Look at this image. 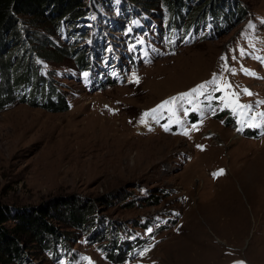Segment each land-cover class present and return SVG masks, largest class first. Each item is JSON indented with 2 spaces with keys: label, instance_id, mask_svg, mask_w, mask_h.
Here are the masks:
<instances>
[{
  "label": "rangeland",
  "instance_id": "rangeland-1",
  "mask_svg": "<svg viewBox=\"0 0 264 264\" xmlns=\"http://www.w3.org/2000/svg\"><path fill=\"white\" fill-rule=\"evenodd\" d=\"M150 1L155 7L146 15L130 0H85L83 15L102 18L96 26L89 19L82 25L80 18L75 29L65 28L75 36L89 26L83 39L16 18L24 34L31 32L27 46L31 37L40 40L29 45L33 61L68 105L67 111H53L16 99L0 112V210L12 219L1 226L9 231L22 214L47 212L48 224L69 235L65 244L74 254L54 258L25 240L22 251L32 264H117L110 249L128 242L135 248L124 264H264V0H230L228 11L244 8L242 18L228 29L195 31L185 27L207 1L196 0L171 35L168 8L163 0ZM121 13L120 39L101 35ZM103 38L113 42L121 67L106 65L108 55L93 59ZM50 43L67 56L57 62L41 56L40 48L51 49ZM84 53L93 63L81 68L85 58H77ZM107 75L114 82L99 87L97 80ZM201 84L203 94L144 116ZM225 84L232 87L220 90ZM230 100L250 108L226 106ZM67 202H74L71 209ZM81 207L89 216L76 226L67 213L77 215ZM50 212L57 217L49 218ZM100 217L107 222L92 230ZM85 228L97 235L83 234Z\"/></svg>",
  "mask_w": 264,
  "mask_h": 264
},
{
  "label": "trees",
  "instance_id": "trees-1",
  "mask_svg": "<svg viewBox=\"0 0 264 264\" xmlns=\"http://www.w3.org/2000/svg\"><path fill=\"white\" fill-rule=\"evenodd\" d=\"M96 1L100 5L106 3L112 5L111 0ZM184 1L185 0H163L165 7L168 8L169 11V16L166 18L165 24L169 27L168 31L170 35V32L173 31L172 26L179 25L182 18L188 15L189 8L191 9L194 5H198L196 0H188L186 5L183 3ZM130 2L133 6L139 4V8L142 9L146 15L148 12H152L151 9L155 7L152 6L154 2L152 3L150 0H130ZM232 3L233 1L230 0H207L206 4L202 8L199 7L198 12L193 15L194 20L189 22L185 28L189 29L195 27V30L200 31L202 28L215 26L219 29H228L231 24L235 23V20L245 15V9L240 7H237L235 12L228 11V6L232 5ZM143 5H145L146 8L143 7ZM178 6L183 9L177 11ZM84 7L85 0H0V58L2 57V51L5 47L8 45L10 47V50H8L0 60V112L11 107L12 104L10 101L14 103L16 99L22 103L30 102L34 105H42V107L49 108L53 111L68 110V105L62 97L54 93L52 87L49 85V81L42 77L38 64L33 61L34 48L31 50L29 45L34 43L38 44L40 40L31 37L29 38V44L27 46L25 40L30 36L31 32L26 31L24 34L22 28L17 25L16 18H32L34 23L49 24V26L53 25L56 29L62 28L65 32V28L75 29L78 25L76 23L80 18H82V25L86 24L83 21L88 20L90 15H83L85 12ZM209 8L210 12L208 11ZM94 10L97 11L96 9ZM160 11L161 16L167 13L163 9ZM121 15L123 16L124 14L121 13ZM171 20L173 21L171 22ZM128 23L129 27L133 26V21H129ZM80 28H82V26ZM56 33L57 32L54 31L52 34L59 35ZM66 33L68 39L74 36V34H72L73 31ZM74 37L77 39L85 38L84 35H79L77 32ZM43 44H45V42ZM49 45L51 49H46L45 47L40 48L41 51L39 52L41 56L55 62L67 56L65 50H59L58 47L52 43ZM39 47H42V45ZM86 53L79 54V58H77L78 63L83 56L85 58L84 63L80 66L81 68L90 65L89 59H86ZM40 68L44 67L40 66ZM107 82L113 83L114 81L107 78L106 81L98 80L97 83H99L100 87ZM20 90H24V92L20 94L21 96H19ZM38 93H40V98ZM31 97L34 101L29 100ZM73 203L74 202H67L64 204V207H70L71 209ZM81 208V212L77 213V215L71 211L67 213L68 220L76 226L86 224V218L89 216L87 209ZM22 215L15 221L14 228L8 231L1 225H4L12 219L9 216L8 218L10 219H5V216H3L0 210V264H32L27 258V255H24L22 251L20 243L25 240L41 246V250L43 248L46 251H50V254H53L54 258L59 256L62 257V259H67L70 258V256H74L72 250L69 249L70 247L65 244V237L68 238L69 235L67 237V235L59 233L48 224L46 220L47 212H37L35 214L36 216H31L29 218H26V215ZM49 215V218L57 217L58 213L55 214L50 212ZM106 222L107 219L100 217L92 230L101 228ZM109 228L110 226H107V229ZM92 230L90 228H85L81 230V232L85 234L91 231V234L96 236L97 234H95V232L97 230ZM95 240L97 241L98 238ZM29 244L30 243L27 245L29 246ZM126 244V246L118 244L120 246L117 245L110 249L113 254H108V256L114 255L117 264H124L126 262V257L134 251L135 246L133 242H128ZM100 247L103 248V245H100Z\"/></svg>",
  "mask_w": 264,
  "mask_h": 264
},
{
  "label": "bare ground",
  "instance_id": "bare-ground-1",
  "mask_svg": "<svg viewBox=\"0 0 264 264\" xmlns=\"http://www.w3.org/2000/svg\"><path fill=\"white\" fill-rule=\"evenodd\" d=\"M95 9V8H94ZM94 9H92V11H93V15H97L98 13H99V11L97 10V11H95ZM123 16L120 14H118V18L117 19H115V22H113V21H109L108 23H109V25L108 26H106L105 27V29H102V30H100L101 31V35H104V34H106V33H111V39L112 40H116V39H120L119 38V36H120V34H119V32H117L118 31V25L119 24H122V20H123V18H122ZM139 16H137V18H138ZM102 18V14H101V16L100 17H98V18H93V17H91L90 16V18H89V21H88V23L87 24H90V22L91 21H93L92 22V24L91 25H93V26H96V23H97V21H99V19H101ZM107 19H109V17L107 18ZM150 21V20H149ZM95 22V23H94ZM82 24V23H81ZM86 24V25H87ZM110 25H114V26H116V29L113 31V33L111 32V31H108L107 30V28H110ZM123 25V24H122ZM123 27H124V29H125V26L123 25ZM153 27V26H152ZM155 27V29L156 30H158L159 28L155 25L154 26ZM222 27V26H221ZM88 28H89V26H87V28L85 29V30H88ZM200 28V27H199ZM112 29V28H111ZM138 29V28H137ZM198 29V28H197ZM215 29H219V28H216L215 27ZM85 30L83 31V32H81V33H78V31H77V34H79V35H84V37H85V35H86V33H85ZM154 31V30H153ZM196 31V30H195ZM66 32H64V34H65ZM210 34V33H209ZM66 35V39H68V35H67V33L65 34ZM106 36V35H105ZM94 37V36H93ZM128 37H130V38H132L131 36H130V34H128ZM98 38V37H97ZM89 41V40H88ZM87 41V42H88ZM93 41V40H92ZM111 41V40H110ZM107 42L109 43V40H107V38H103V39H101V41L100 42H97V44L95 45L97 48H101V54H99V51H97L96 52V54L93 56V59L94 58H97L98 60H101L99 57V55H101V56H103V57H105L106 55H108V62L106 63V65H108V66H112L115 62H117L118 63V65L121 67V62H119V60L118 59H114L113 58V54H114V48L112 47L113 46V42H112V45L109 43V45H110V47H112L111 49H109V50H106V46H107ZM120 46V45H119ZM114 47L117 49L118 48V45H114ZM95 51V50H94ZM115 55V54H114ZM151 55V54H150ZM92 56V55H91ZM130 58V57H129ZM197 60V59H196ZM90 61V60H89ZM195 61V60H194ZM91 62L93 63V61H90V64H91ZM100 65H101V61H97L96 62V65H95V68H94V70H93V75L95 76L96 74H97V69H98V67H100ZM111 69V68H110ZM109 69V70H110ZM114 69V68H113ZM112 70H110V72H111ZM103 72V71H102ZM106 73H107V71H106ZM92 75V76H93ZM106 78H110V76L109 75H107L106 76ZM111 79V78H110ZM95 81V80H94ZM97 82H98V80H97ZM173 129H175V128H173Z\"/></svg>",
  "mask_w": 264,
  "mask_h": 264
},
{
  "label": "snow or ice",
  "instance_id": "snow-or-ice-1",
  "mask_svg": "<svg viewBox=\"0 0 264 264\" xmlns=\"http://www.w3.org/2000/svg\"><path fill=\"white\" fill-rule=\"evenodd\" d=\"M245 71H246V73L248 72V70H245ZM251 74L254 75V73H251ZM85 75H87V73H85ZM137 82H138V80H137ZM213 82H214V81H213ZM231 87H232L231 84H225V88H224V89H220V90L224 91L225 89H230ZM205 88H206V85H205V84H201V85H199L197 88L193 89V90H192L191 92H189V93H184V94H181L180 97H173L171 100L164 101L161 105L158 106L157 109H153V110H151L150 113H144V116L147 117V116L151 115L152 113H155V112L160 111L161 109H164L166 106H167V107L169 108V110L171 111V110H172V109H171V105H174L175 102L177 101V99H185V98L191 97L193 93L203 94L202 90L205 89ZM245 92H246L248 95H251V94H252L251 92H248L247 89H245ZM227 95H229V94L226 92V96H227ZM231 95H232V96H236V97H237V100H238V94H236V93H231ZM233 104L236 105V108H245V109H249V108H250L249 105H240V104L237 103V101H232V100H230V101H227V102H226V106H230V107H231ZM233 110L235 111V108H234ZM174 114H175V113L173 112V115H174ZM241 115H243V113H241ZM260 115H261V117H264V113H261ZM253 119H254V118H253ZM141 123H145V121L142 119V120H141ZM249 126H250V127H258L259 125L255 124V123H251V124H249ZM165 130L167 131V130H169V128H168L167 126H165ZM184 134L187 135V132H185ZM221 174H223V170H220L219 172L214 173L213 175H215V176H219V175H221ZM238 264H245V262L240 261V262H238Z\"/></svg>",
  "mask_w": 264,
  "mask_h": 264
}]
</instances>
